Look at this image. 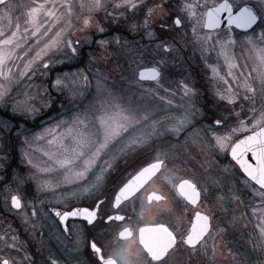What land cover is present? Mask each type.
<instances>
[{"label": "snow or ice", "instance_id": "1", "mask_svg": "<svg viewBox=\"0 0 264 264\" xmlns=\"http://www.w3.org/2000/svg\"><path fill=\"white\" fill-rule=\"evenodd\" d=\"M18 9L27 11L16 17L14 22L13 14ZM100 12L111 17V23L120 24L133 33L143 31L149 39L157 38L152 29L154 24H159L162 29H174L181 41L191 42L194 51H200L201 59L211 69L214 95L233 106L227 112L235 118L234 123L228 124L229 115L220 112L213 123L196 128L194 121L201 112L196 106L198 89L188 83V78L178 82L183 93L178 115L168 114L156 119L154 114L166 109L152 107L148 101L153 98L164 101L165 97L158 95V90L163 88L165 93L169 91L162 84V68H148L136 62H133L135 66L130 64L121 76L124 95H114L101 83L106 77L97 74L98 98L82 109L73 100L81 98L80 103H83V99L87 98L90 87L88 76L83 77V85L80 84L79 73L58 76L52 86L61 92L67 88L72 97L69 100L72 107L67 109L68 119H60L54 126L45 127L31 137L25 136L23 143L26 147L22 149V159L29 166V172L25 176L13 174L11 181L0 190L5 208L15 210L22 223L31 224L33 229L37 227V220L51 221L56 228V239L61 243L75 236L77 245L91 250L93 259L86 260L84 264H113L114 257L106 255L107 242L99 241L88 233L101 219L106 225L123 224L126 217L120 214L121 207L137 194L142 185L168 168L169 161H177L181 155L190 152L187 142L191 139L193 147L203 146L217 156L223 154L228 158L231 169L226 167L225 171L233 175L238 172L239 184L260 197L259 207L253 210V214L259 217V234L254 247L264 252V0H259L256 5H249L245 0H182L179 4L175 0H79L78 5L73 0H29L27 3L24 0H0V104L7 107L11 101L13 113L25 118L49 109L52 100L47 96V87L30 85L36 87L37 91L34 94L25 91L23 98H17L11 95L12 86L24 79L31 81L34 77L46 76L61 55L75 59L79 55L77 45L81 40L87 42L89 39L88 35L80 36L78 33H86L93 27L98 32H105V27L96 19ZM189 29L191 37L187 35ZM237 29L240 30L239 34L234 31ZM115 42L126 51L132 50L127 40L122 43L115 38ZM106 43L108 41H99L101 46ZM236 48L249 53L252 61L250 73L254 75L244 76L240 72L243 79L236 75L234 70L238 65L233 55ZM157 49L164 55L156 63L164 67L167 66L165 56L175 58L179 51L172 41L158 44ZM211 52H216L218 59H223L231 83L243 90V101L253 105L249 109L253 114L247 122L241 118L242 103L241 110L235 111L241 92L225 79L218 65L208 63L206 54ZM146 81L155 82V88L145 87ZM69 83L73 87L69 88ZM220 83L228 87L221 88ZM172 96H175V92ZM257 97L260 100L259 109L254 106ZM125 98L128 103H120ZM166 104L171 106L173 100L167 99ZM161 120L171 123L162 126ZM184 133L187 135L183 141V153L178 152L177 146L170 142L167 146H155L161 137L167 135L178 139ZM37 141H46L49 146H55L54 151H43L47 157L44 165L36 164L32 159L30 150ZM148 150H151L149 159L144 160L120 183L107 186V177L119 160ZM174 169L175 164L173 168H168L171 175L166 177V182L187 202L183 210L185 215L187 205L193 206L190 227L182 233L164 223L141 229L143 252L151 264H177L173 255L182 247L199 250L204 255L211 247L210 260L214 262L224 243L217 238L226 232L224 227L213 223L217 208L211 204H200L202 191L207 198L208 190H201L195 178L182 179L176 184ZM29 181L35 184L38 192L52 193V197L46 198L51 207L37 208L35 203H24L27 197L22 196L20 190ZM232 199L239 197L233 195ZM166 200L163 195L156 197L157 203ZM39 203L43 206L45 200L41 199ZM29 207L30 213L27 210ZM220 208H223L222 204ZM177 220H180L179 216ZM243 220V214H234L228 224L237 229ZM106 231L100 235H105ZM128 232L130 229L120 228L116 238L123 240ZM154 236L159 237L161 243L154 244ZM0 242H3L0 264H23V261L32 264L31 256L14 230L10 236L8 231H3ZM5 249L16 253L23 251V261L6 253ZM70 251L79 253L81 248ZM49 264H59V261L49 257ZM232 264L242 262L232 255Z\"/></svg>", "mask_w": 264, "mask_h": 264}, {"label": "rangeland", "instance_id": "2", "mask_svg": "<svg viewBox=\"0 0 264 264\" xmlns=\"http://www.w3.org/2000/svg\"><path fill=\"white\" fill-rule=\"evenodd\" d=\"M25 3L29 2V0H24ZM36 2H41V0H36ZM74 3H76L77 5L79 4V0H73ZM182 0H176V3L179 4L181 3ZM245 2L251 4V5H256L259 3V0H245ZM111 11V9H109ZM27 9H18L17 11H15V13L13 14V21L15 22V18L22 16V13L26 12ZM109 17L105 16L104 12H100L98 14V16L96 17V19H98L99 23L104 26L102 23L103 19H105L106 21H108ZM75 19V18H73ZM110 19V18H109ZM23 22V21H21ZM2 23L6 24V21H3ZM159 25V24H154L153 25V29L152 30H158L156 32V35H160L162 34L163 36L166 35V38L161 41L159 44H161L162 42H166V41H172L174 46L177 47L179 49V51L176 53L175 58L172 57H167L165 56V59L167 60V66L164 67L158 63H156L157 61L160 60L161 56L164 55V53L157 49V45H155L154 47L151 48V53L152 56L154 58V63L155 65L152 66H156L158 69L162 68V75H163V80H162V84L164 87H168L169 91L167 93H165L163 91V88H160L158 90V95L164 96L165 100L161 101L159 99L153 98L151 101H148V103L152 106V107H156L159 109H166L162 110V111H158L156 112L155 118L156 119H161L162 117L168 115V114H172V112L170 111L172 105L173 108L177 109L179 108V102H181V96L183 95L182 91L176 87H170L167 86L165 83L170 81V78L168 76V74L172 71L173 73L176 70L181 71V68L185 69L187 68V66H180L178 64H182V63H194L197 62V67L199 66L200 68H204L206 70V82H208V91L207 93L212 94L211 97L216 99L217 97L214 95V89H213V80H212V72L211 69L206 65L205 60L201 59V53L199 50H195L193 49V44L191 42H184L180 40V37L177 35L176 31L172 28H164L161 30L159 29H155V26ZM105 27V26H104ZM235 31V30H234ZM237 34H239V32L235 31ZM257 32H259V29L257 28ZM77 35L83 36V35H88L89 39L87 42H84L83 40H81V43L77 46L81 47V45H90V49H87L86 51V61L84 60V62L82 63L81 60L78 59L79 55L75 58V59H68L67 57H64L63 55L60 56L59 61L54 63L50 70L48 71L47 75L44 77H34L33 80L29 81L27 79L22 80L20 83L18 84H14L12 86L13 91L11 92L12 96H16L17 98H23V93L25 91H28L32 94H34L37 89L34 86H30V85H41L42 88L43 87H47L48 89V83H49V87L51 90L55 91L56 93H58L59 95H55L54 97H57L60 99V101H58V105L57 107L60 109L61 112V116L59 119L56 118V120L54 121H49V123L44 124L41 128H39L37 131L33 132V133H29L28 135L21 133L19 138H16V153H17V157H18V161L16 162V172L20 173L19 176H25L28 172H29V166L26 165V162L22 159V149L24 147H26L24 145V139L25 136H29L31 137L33 134L35 133H39L43 128L45 127H49V126H54L56 124V122L60 119H68V113H67V109H70L72 107V104L69 103V100L72 99L71 94L68 92L67 88L61 92V91H57L53 86H52V82L58 77V76H63L64 74H72V73H79L80 77V84L83 85L84 80L83 77L84 76H88L89 78V84L90 87H88L87 89V98L83 99V103H80V99L81 98H77L75 100H73V103H77L79 105V108L82 109L85 105H87L88 103L92 102L94 99H97V79L96 76L97 74H99L102 77H106V80H102L101 83L103 84V86L105 88H107L109 91H111L114 95H124L123 94V90L121 88V76L123 74H125V70L124 67H118L116 64V57L114 55L113 52H111L109 50L110 47V42L108 40H106L105 38H103L101 36V32H98L95 30V28H91L89 30H87L86 33H78ZM93 35L96 36L95 38V42H93V44H91L92 40H93ZM187 35L189 37H191L192 33L190 31V29L188 30ZM111 38L109 40H111V46H113L115 44V38H117L116 36H110ZM76 37H73V40H75ZM104 40V41H108V43L104 44L103 46H101L99 44V41ZM78 47V48H79ZM111 52V53H110ZM233 55L235 57V62L238 65V68L234 70V72L236 73V75L238 77H240V72L244 73V76H248V75H254V73H250V69L252 67V61L249 59V53L247 51H244L240 48H236L233 52ZM207 60L209 64L212 65H218L219 70L221 72V74L225 77V79L229 80V83L231 84V86L234 89H237L236 84H232L231 83V77L227 76V68L224 64L223 59H218L216 52H211V53H207L206 54ZM189 61V62H188ZM151 64L148 65H143V66H149ZM129 67V66H128ZM127 67V69H128ZM191 70V67H189ZM199 68V69H200ZM196 71V69H194ZM184 71V70H183ZM182 72V71H181ZM180 72V73H181ZM189 72V71H188ZM177 72H175L174 74H176ZM182 75V74H181ZM194 76V75H193ZM190 72H189V77H186V73L183 76V78H180L179 81H183L185 78H188V83L190 85H195L194 81H197V77H193ZM240 79H243V77H240ZM199 81V80H198ZM145 87H153L155 88V82L153 83H149V82H144ZM68 87L71 88L73 87V85H71L70 83L68 84ZM219 87L221 88H227L228 85H224L223 83L219 84ZM42 90V89H41ZM238 91L241 92V97L240 100L237 103V109L236 111H240V105L241 103L244 105L243 108V112L241 113V118L245 119L246 122L247 120L252 116V112L249 111V109L251 107H253V105L248 102V101H243L242 96H243V90L242 89H237ZM175 92V96H172V93ZM17 93H19V96H17ZM106 95V93H105ZM53 97V96H52ZM203 96V94L201 95V92H199L198 89V95L196 97V99H201ZM208 97V96H207ZM171 98L173 100V104L171 106H168L166 104L167 99ZM218 99V98H217ZM141 103H143V101H140ZM9 103H11V101H9ZM120 103L122 104H127L128 101L127 99H122L120 101ZM11 106V104L9 105ZM37 106L39 107V104H37ZM257 109H259L260 107V100L259 97H257L256 103L254 105ZM8 107H5L3 104H0V109H7ZM208 111H215L214 110V106L212 104H209L207 106ZM175 110L173 114L178 115V113L180 112V109ZM43 113V112H42ZM41 113V114H42ZM220 113V112H218ZM201 115V112L199 113ZM234 119V118H233ZM235 120V119H234ZM171 123V121H167V120H161V125H166ZM234 121L231 122V124H233ZM0 129H4V131H6L7 133L10 134V130L9 127H5L4 122H2L0 120ZM223 130V129H221ZM13 134V133H12ZM14 136L16 135L15 133L13 134ZM13 136V138H14ZM182 143L180 142L179 145H181ZM200 147V146H199ZM55 150V146H49L47 144L46 141H37L33 144L32 149L30 150L32 152V159L33 162L39 165H44L45 163H47V157H45L43 155V151H54ZM209 151L211 153L205 155L207 158L210 157V162L212 160V155L217 156L212 150L209 149ZM206 154V153H204ZM222 156V155H219ZM120 161L118 162V164L115 166V168L111 171V174L108 175L107 177V186H109L111 184V181L113 179V177H115L117 175V173L120 171ZM220 165V166H219ZM218 166L216 165L217 169L216 172H212L213 167H210L208 169V173L210 174V178L213 180V182L209 179H206L203 177V175L200 174V180L203 181V183L205 184V186L208 188V193L210 194V197H213L214 200V196L218 193L219 196H216V200L218 201H213V202H217V204H214L217 208L216 214H215V219L213 221L214 225L218 224L221 227H224L226 229V232L223 234L222 237H218V240H223L224 243L221 244L220 246V251L217 252L215 258H214V262L210 260V258L212 257V252H211V247L209 248L208 254L204 255L201 251L197 250V251H193V250H189V254H188V259L192 260L193 259V264H232V255H235L237 257V259L239 261L242 262V264H264V252L258 250L256 247H254V242H255V238L258 237V228H257V224H258V214L254 215L253 214V210L256 207H259L261 201H260V197L257 195H254L253 191L248 189V190H239V188H236V184L239 185V180L236 179V181L238 180V182L233 181L235 177V175H233L232 173H229L227 171H225L224 169L227 167L225 166V164H219ZM22 167V170L20 171V168ZM219 167V168H218ZM206 167H203V170ZM14 169V167H13ZM200 173L201 170L199 169ZM213 173V174H212ZM13 174H16L15 172L11 173L9 176V181H11ZM205 175H208L207 173H204ZM227 175V176H226ZM233 176V177H232ZM4 177V173L2 172V169L0 167V179ZM237 177V176H236ZM219 180V181H217ZM227 180H229L228 182H226ZM216 183L222 184L223 187H216ZM231 184H227L230 183ZM30 184V187L32 189V191L34 193H38L40 194V196L43 197V199L45 201L48 202V200L46 198L52 197V193L51 192H38L36 190V186L33 182L29 181L28 182ZM27 184V183H26ZM242 185V184H241ZM235 186V190L232 191L233 187ZM243 186V185H242ZM23 187V186H22ZM20 190V194L23 196V191L22 188ZM211 187L215 188V193L213 192V194L211 192H209V190L211 189ZM244 187V186H243ZM245 188V187H244ZM212 191V190H211ZM244 193H246L248 196L245 198L240 197V194L244 195ZM233 195H237L239 197V199L237 200H233L232 196ZM219 197H223V199H219ZM208 199V198H206ZM210 200H212V198H210ZM247 201V202H246ZM24 203H27L26 200L24 201ZM223 205V208H220V205ZM203 205H207L206 200L204 203H202ZM38 206H41L40 203H38ZM233 210H235V212H233ZM30 212V211H29ZM11 213L14 215V217H16L19 221H21V219L16 215V213L14 211H11ZM241 215L243 214L244 216V220L243 222L240 224V226L237 229H233L232 227L229 226L228 221H230L232 219L233 215ZM22 222V221H21ZM0 226H1V220H0ZM0 229H12L9 228V224H4L0 227ZM26 229V228H24ZM252 241V242H250ZM6 253L12 255V256H16L18 260L22 261V253H16L14 250H10L9 252H7V250H5Z\"/></svg>", "mask_w": 264, "mask_h": 264}, {"label": "flooded vegetation", "instance_id": "3", "mask_svg": "<svg viewBox=\"0 0 264 264\" xmlns=\"http://www.w3.org/2000/svg\"><path fill=\"white\" fill-rule=\"evenodd\" d=\"M237 31V30H235ZM239 32V31H237ZM240 33V32H239ZM198 66L196 71L189 70L190 68H181V73L173 74L171 71L168 76L169 78L177 79L176 82L169 81L165 83L167 86L179 88L178 82L180 78L186 73V77H189V72L193 77H197V81H194L195 87L199 89L201 95L203 94L204 97L201 99H196L197 103L196 106L201 109V115L198 113L196 115L194 124L196 128H200L202 126L209 125L213 123L215 117L219 114L218 112H223L225 115H229V119L227 121L228 124H231L234 121V117L231 116L227 109L232 108L233 106L227 105L226 101H220L217 98L214 99L211 97L212 94L207 93L208 91V82H206V70L202 67ZM184 70V71H183ZM189 71V72H188ZM182 74V75H181ZM199 80V81H198ZM148 82V81H146ZM172 82V83H170ZM149 83H153L150 81ZM47 90V96L51 97L52 105L49 109L42 111V114H39V119L36 120L34 117L25 118L22 115L17 114V118L21 119L22 121L35 120L38 121L40 128L44 125L49 123V121H54L60 118L61 112L60 109L57 107L59 98L54 97L55 95H59L55 91L51 90L49 87ZM47 96L45 97L47 99ZM53 96V97H52ZM208 96V97H207ZM181 102H179L180 104ZM11 103H9L10 105ZM212 104L214 106L215 111H208L207 106ZM7 106V109H0V114H10L12 113L11 106ZM237 104L235 105V111L237 109ZM173 116H176L174 111L177 109L172 107L170 108ZM180 109V108H178ZM177 109V110H178ZM181 111V109H180ZM41 117V118H40ZM234 118V119H233ZM21 133L28 135L27 130L21 131ZM33 133V132H31ZM30 133V134H31ZM9 134V133H7ZM187 133L181 134L180 137L177 139L173 136H164L161 137L155 144L156 147H160L162 144L167 146V143L170 142L177 146L178 152L183 153V141ZM182 143L179 145V143ZM188 147L191 148V151L181 155L177 161H169L168 168H173L175 164V175L176 180L175 183L179 184L180 180L188 179V178H195L198 186L201 190L208 188L205 186L202 180H200V174L203 175L204 178L209 179L213 182V180L209 177L210 174L208 173V169L213 167L212 172H216L217 169L216 165L225 164L228 169H231V165L229 164L228 158H226L223 154L222 156H215L212 155V160L210 162V157L207 158L205 155L211 153L209 149L203 148V146L193 147V142L191 139L188 140ZM2 146V137L0 135V149L3 151H7V147ZM151 150L147 152H142L139 155H130L125 159H121L120 161V171L117 173L115 177H113L111 187L113 184L120 183L121 180L126 179L129 174L133 173L134 170L140 166L144 160L149 159ZM206 153V154H204ZM154 155V153H152ZM16 162H9L7 165H3L0 163V167L2 172L4 173V177L0 179V190L3 189L4 185L9 182V176L11 173L15 172L16 174L20 175V173L16 172L17 167L15 166ZM220 166V165H219ZM14 167V169H13ZM203 167L204 168L203 170ZM166 168L162 171L159 175H156L154 179H150L144 185L140 187L137 194L125 203L121 209L120 214L124 215L126 219L124 220L123 224L121 225H106L103 222V219L98 220L96 223V227L91 229L88 233L89 236H96L99 241H106L107 248H106V255H111L114 257L113 264H151V262L147 259L146 255L143 252L140 240V230L145 228H152L160 223H164L173 229H178L179 232H183L186 228L190 227L189 219L194 214V209L192 205H187L188 212L185 215L183 210L185 205L187 204L186 201H183L177 194L175 189L171 184L166 182V177H169L171 173ZM219 168V167H218ZM20 171L22 167L18 168ZM201 170V173L199 171ZM225 170V169H224ZM228 174L231 173L227 171ZM207 173L208 175H205ZM213 174V173H212ZM227 176V175H226ZM237 176V177H236ZM233 177V176H232ZM235 182H238L240 178V174L237 172L235 177H233ZM236 179H238L236 181ZM219 181V180H217ZM227 180L226 182H228ZM216 187L219 188L223 187L222 184L216 183ZM227 184H231L227 183ZM239 190H248L249 188H244L241 184L237 185L236 188ZM23 196H26L27 204L35 203L37 208H49L52 205L45 201L43 206H38L39 200L43 199L42 196L38 193H34L30 187V184L27 183L22 187ZM27 190V191H25ZM212 190V191H211ZM251 190V189H250ZM215 191L214 187H211L209 192L213 194ZM163 195L167 198L166 201H161L160 203L156 202L157 195ZM214 194H216L214 192ZM213 194V196H214ZM216 196H219L217 193L213 197H210V194L207 191V198H205V194L202 191V197L200 204L205 202L207 204H217V202H213L216 199ZM248 195L244 193V195L240 194V197H247ZM212 198V200H210ZM44 200V199H43ZM218 201V200H216ZM247 202V201H246ZM170 209V210H169ZM28 212H31V208L29 207ZM107 210V209H106ZM15 212V210H12ZM29 212V213H30ZM177 216L180 217V220H177ZM0 220L1 226L4 224H9L12 229H0V234H3V231H8L9 236L13 234L18 235L20 241L24 244L27 253L32 258V264H49V257L56 258L59 261V264H84L86 260H92L91 250L86 246L77 245L75 236L71 239L65 240L64 243H61L59 240L56 239V228L55 225L51 223V221L44 222L37 220L36 224L37 227L35 229L32 228L31 224L24 225L21 221H19L11 211L5 208L3 196L0 195ZM43 224L41 227L40 225ZM0 226V227H1ZM27 228V231L24 229ZM120 228L130 229L125 239H117L116 233ZM106 234L101 236L100 233L105 232ZM152 242L154 244L161 243L159 237L154 236L152 238ZM3 246V242H0V247ZM77 247L81 248L79 253L75 251H70V249H75ZM7 250L9 252L10 250ZM189 250L186 247H182L179 251L174 253L173 259L177 262V264H193V259H188ZM12 251V250H11ZM22 256L24 252L22 251ZM23 261V258H22ZM23 264H27L26 261H23ZM195 264V263H194ZM203 264V263H201Z\"/></svg>", "mask_w": 264, "mask_h": 264}, {"label": "trees", "instance_id": "4", "mask_svg": "<svg viewBox=\"0 0 264 264\" xmlns=\"http://www.w3.org/2000/svg\"><path fill=\"white\" fill-rule=\"evenodd\" d=\"M176 2V0H175ZM110 11V10H109ZM110 18V19H109ZM108 18V21H106L105 19H103L102 23H104L103 25L105 26V32L101 33V36L103 38H105L106 40H108L110 42V47L109 50L111 52L114 53L115 57H116V64L117 66L120 67H124L123 70H125V72L127 71V67L130 64H133V62L136 63H140L142 65H155L154 63V58L152 56L151 53V48L154 47L155 45H158L161 41H163L166 38V35H162V34H158L156 35V39H149L147 38L143 31H139V32H130L128 31L125 27L121 26L120 24H115V23H111V17ZM154 28V27H153ZM155 29H159L161 30L160 25H156ZM156 32L158 30H155ZM158 33V32H157ZM116 36L117 38H119L121 40V42L123 43V41L127 40L128 41V47L130 49H132L131 51H126L124 48H122L120 45H118L116 42L113 46H111V40H109L111 37L110 36ZM95 38L96 36L93 35V40L91 42V44H93V42H95ZM79 47V46H77ZM90 45H81V47H79V57L78 59L82 61V63L84 62V60L86 61L87 58H85L86 56V51L87 49H90ZM91 50V49H90ZM110 52V53H111ZM189 62V61H188ZM180 66H187L188 68L191 67V70L194 71V69L197 68V62L191 63H182V64H178ZM133 66H135V64H133ZM190 70V69H189ZM175 72L180 73L181 71L176 70ZM174 72V73H175ZM173 73V74H174ZM176 73V74H178ZM170 81H174L176 82L177 79L175 78H170ZM34 118L39 119L38 115L34 116ZM41 118V117H40ZM0 120L2 122H4V124L9 127V132L10 134H7L6 131H4V129H0V135L2 137V146L1 147H7V151H0V157H2V159H0V163L3 165H7V163L9 162H17L18 161V157H17V153H16V138L20 137L21 131L23 130H27L28 134L31 132H35L40 128V125L38 123V121L35 120H29V122L27 121H22L21 119L17 118V114L15 113H8V114H0ZM15 133L16 135L14 136L13 134ZM14 136V138H13ZM16 139V140H15Z\"/></svg>", "mask_w": 264, "mask_h": 264}, {"label": "water", "instance_id": "5", "mask_svg": "<svg viewBox=\"0 0 264 264\" xmlns=\"http://www.w3.org/2000/svg\"><path fill=\"white\" fill-rule=\"evenodd\" d=\"M248 4H249V3H248ZM249 5H251V4H249ZM237 31L240 32V30H238V29H237ZM145 67L151 68V67H156V66L149 65V66H145ZM156 68H157V67H156Z\"/></svg>", "mask_w": 264, "mask_h": 264}]
</instances>
